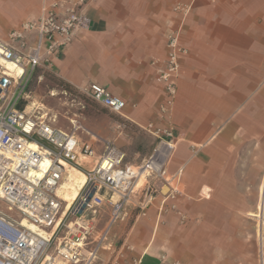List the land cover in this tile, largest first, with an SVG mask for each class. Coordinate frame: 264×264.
Listing matches in <instances>:
<instances>
[{"label":"crops","instance_id":"crops-1","mask_svg":"<svg viewBox=\"0 0 264 264\" xmlns=\"http://www.w3.org/2000/svg\"><path fill=\"white\" fill-rule=\"evenodd\" d=\"M78 1L0 0V38L6 39L23 22L38 20L46 6L57 2L63 11ZM180 4L190 5V11L185 14L177 9ZM81 9L89 26L56 51L49 69L74 89L61 85L53 87L50 94L62 93L60 100L64 98L65 105L71 101L76 112L57 120L46 108L37 110L35 102L24 107L28 113L44 115L51 126L71 131L72 121L80 122L77 113L83 104L75 93L90 84L103 85L126 101L120 114L101 104L102 115H88L93 116L89 128L80 123L76 132L80 143L90 142L93 148L90 155L80 154L78 167H74L82 173L99 161L106 140L125 153L128 164L140 165L150 156L158 140L145 126L159 118L164 93L156 77L167 60L169 34L177 32L188 50L180 56L177 96L169 117L176 146L167 167L176 176L172 184L178 193L168 198L171 188L157 181L155 199L142 214L137 206L145 200L148 178H140L124 207L129 218L111 226L91 264L198 262L207 239L227 238L229 232L234 237L244 221L255 219V199L260 211L264 186V0H86ZM35 35L32 33L31 40ZM45 82L55 84L49 79ZM85 181L75 169H65L57 190L62 212L77 198ZM106 197L110 195L106 193ZM112 211L110 204L101 211L87 251L97 245ZM133 214L135 219L128 225ZM64 229L62 239L67 228L58 233L60 236ZM259 234L261 241L262 232ZM51 254L56 256L54 247ZM84 263L83 259L77 263L62 258L56 261Z\"/></svg>","mask_w":264,"mask_h":264},{"label":"built area","instance_id":"built-area-1","mask_svg":"<svg viewBox=\"0 0 264 264\" xmlns=\"http://www.w3.org/2000/svg\"><path fill=\"white\" fill-rule=\"evenodd\" d=\"M85 1L79 0L63 11L55 2L43 9L38 20L23 22L6 39L0 38V57L21 68L17 77L0 72V202L49 230L46 234L38 233L0 209V264H56L57 258L75 263L83 259L84 264H91L111 226L129 218L124 207L140 178H148L145 200L137 206L142 214L155 199L157 181L171 188L168 198H175L178 193L172 184L176 176L167 167L176 146L169 117L177 96L180 56L188 50L181 45L178 33L171 32L167 60L156 77L164 93L159 118L145 126L158 140L152 153L142 164L134 166L126 163L123 151L106 140L105 151L96 165L83 170L86 181L79 195L62 212L63 203L57 190L65 169L78 167L80 154H92V145L80 143L76 132L82 126L77 119L72 121L71 131H64L51 126L42 114L28 113L19 103L25 99L36 70L51 69L56 51L71 44L89 26V18L81 9ZM177 9L187 14L191 6L180 4ZM32 33L36 34L34 41ZM18 87L20 91L15 95ZM82 91L117 114L127 105L123 98L98 83ZM107 204L113 207L109 225L100 234L97 245L87 251L86 246L97 229V218ZM71 218L75 219L69 225ZM63 228L68 233L58 246L56 256L50 257Z\"/></svg>","mask_w":264,"mask_h":264},{"label":"rangeland","instance_id":"rangeland-1","mask_svg":"<svg viewBox=\"0 0 264 264\" xmlns=\"http://www.w3.org/2000/svg\"><path fill=\"white\" fill-rule=\"evenodd\" d=\"M0 72L8 76L17 77L6 71L2 66H0ZM46 79L53 81L55 84L52 86L50 83L45 82ZM61 85L62 84L60 80L56 76L51 74V70L44 68L39 69L35 74V77H33V79L28 84L25 99L19 103V106L24 107L28 103L35 102L36 106H39V108H46L49 113L48 115L52 118H56L57 120L64 119L65 116L72 115L73 112H76L74 111L76 107L71 105V101H68L69 105H65L64 98L60 100V97L63 96L62 93H57L54 96L50 94L53 87L58 88ZM19 91L20 87L17 88L15 95H17ZM75 94L77 95L76 97L82 99L83 101V104L79 106V111L81 112L77 113L79 115L78 119L82 125H90V120L93 116L89 117L88 115H92L93 113L96 115V117L97 115H102L101 104L94 101L83 91L79 93L76 92ZM95 121L97 124H100L101 126L103 125L101 120ZM76 172H78V170H76ZM80 175L85 177V174ZM78 177H75L74 182L77 181ZM256 201L257 200L255 199V217H253L255 219H248V217L245 216V218L250 220V222L244 221L242 226L240 225L241 229L239 228V232L234 235V237H232L233 234L229 232L227 234V238H224L222 236V238L220 239H207V244L202 249L204 255L197 256V258L200 260L198 262L190 264H264V225L262 231V239L260 241L258 225L261 222V219L258 217L260 211L258 210L259 208L257 209ZM0 209L8 215L14 217L15 219L22 221L24 225L32 228L38 233H48L49 231L47 228L45 229V227L38 226L28 219L23 218L18 212H16L14 209H11L3 202H0ZM135 216L136 214H133L130 217L128 225H131L133 223ZM72 222H74V220ZM65 231L66 229L62 231V233L60 234V238L65 233ZM122 241L123 240H120L118 245H121ZM203 259H206V261L204 262ZM174 264L182 263L174 262Z\"/></svg>","mask_w":264,"mask_h":264},{"label":"bare ground","instance_id":"bare-ground-1","mask_svg":"<svg viewBox=\"0 0 264 264\" xmlns=\"http://www.w3.org/2000/svg\"><path fill=\"white\" fill-rule=\"evenodd\" d=\"M0 66H2L6 71L11 73L13 76H18L21 72V68L19 66H17L14 62H12L10 60H6L2 57H0ZM67 168L76 169V170H78L79 174H83L82 171L77 169V168L69 167V166H67ZM68 198L69 197H67V199ZM263 211H264V186H263V191H262L260 212L258 214V217L261 219V222L258 225V229H259L260 233L262 232L263 223H264V217H263L264 213H262ZM31 227H32V225H31ZM42 234H46V233L42 232ZM261 236H262V234H261ZM61 241L62 240H61L60 236H57L56 241H55V245H54L55 253H56V250L58 249V246L60 245ZM50 257H54V256L52 254H50Z\"/></svg>","mask_w":264,"mask_h":264},{"label":"trees","instance_id":"trees-1","mask_svg":"<svg viewBox=\"0 0 264 264\" xmlns=\"http://www.w3.org/2000/svg\"><path fill=\"white\" fill-rule=\"evenodd\" d=\"M61 83H62V86L65 87L66 89L74 91V89L71 86H69L68 84L63 83V82H61Z\"/></svg>","mask_w":264,"mask_h":264}]
</instances>
